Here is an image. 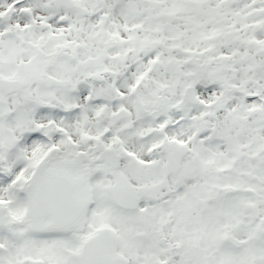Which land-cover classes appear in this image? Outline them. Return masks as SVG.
<instances>
[{
    "label": "snow or ice",
    "instance_id": "6c2138e0",
    "mask_svg": "<svg viewBox=\"0 0 264 264\" xmlns=\"http://www.w3.org/2000/svg\"><path fill=\"white\" fill-rule=\"evenodd\" d=\"M0 264H264V0H0Z\"/></svg>",
    "mask_w": 264,
    "mask_h": 264
}]
</instances>
